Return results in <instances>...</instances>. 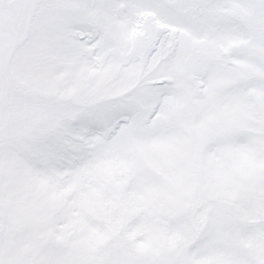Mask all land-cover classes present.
Returning <instances> with one entry per match:
<instances>
[{"label":"snow or ice","instance_id":"1","mask_svg":"<svg viewBox=\"0 0 264 264\" xmlns=\"http://www.w3.org/2000/svg\"><path fill=\"white\" fill-rule=\"evenodd\" d=\"M0 264H264V0H0Z\"/></svg>","mask_w":264,"mask_h":264}]
</instances>
